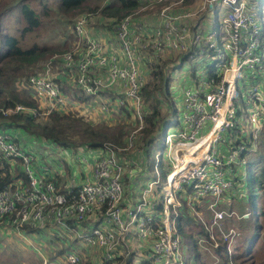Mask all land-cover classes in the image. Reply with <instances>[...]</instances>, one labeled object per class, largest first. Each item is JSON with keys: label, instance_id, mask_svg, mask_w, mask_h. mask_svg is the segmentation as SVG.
<instances>
[{"label": "built area", "instance_id": "2783aa9c", "mask_svg": "<svg viewBox=\"0 0 264 264\" xmlns=\"http://www.w3.org/2000/svg\"><path fill=\"white\" fill-rule=\"evenodd\" d=\"M154 1L163 5L158 12L160 22L151 27L130 25L133 21L129 23L127 15L116 25L115 36L106 30L104 39L87 32L88 16L82 15L73 26V33L83 43L82 50L65 65L71 74L69 81L87 97L82 110L91 106V114L96 106V114L108 115L130 101L138 119L135 133L145 113L139 89L146 81L143 56L139 57L135 40L150 36L146 47L155 61L164 52H172L174 64L181 56L191 60L209 55L204 65H210L211 71H204L194 85L182 89L181 121L176 131L164 132L166 151L153 153L157 174L159 162L165 169L158 190V177L125 189L122 173L130 175L133 167L121 159L119 151L132 146L133 132L121 147L106 143L102 154L88 150L78 155L76 159L88 171L76 182L73 177L44 170L36 155L0 131V155L9 160L18 157L27 178L26 183L18 179L12 190H0V228L22 236L26 226L48 225L75 234L80 244V248L69 246L55 256L41 254L38 264H83L96 251L98 264H111L114 258L129 253L132 246L135 251L147 250L153 264H186L171 219V210L175 211L182 200L191 211L196 212L195 203H199L210 213L209 220H201L211 238L214 224L227 245L236 234L233 228L223 230L221 226L220 221L232 211L220 207L219 199L230 188L236 167L246 165V152H254L256 141L264 140V86L259 88L253 82L255 70L264 66L261 10L254 8L253 0H202L195 12L183 7L184 0ZM172 6L183 9L171 10ZM211 10L212 22L203 29L202 15L192 17ZM218 11H222L220 17ZM244 80L249 82L245 84ZM28 85L47 112L68 102L58 82L46 72L31 76ZM107 90L114 95L105 94ZM240 108L251 125L247 135L241 137ZM258 133L262 134L259 138ZM54 172L61 177L60 184L64 181L65 191L57 185Z\"/></svg>", "mask_w": 264, "mask_h": 264}, {"label": "trees", "instance_id": "16d2710c", "mask_svg": "<svg viewBox=\"0 0 264 264\" xmlns=\"http://www.w3.org/2000/svg\"><path fill=\"white\" fill-rule=\"evenodd\" d=\"M27 1L28 0H0V131L8 133L17 143L19 138L21 139L20 134L22 133L26 138L32 141L57 144L64 150L67 148L80 150L76 157L82 155V153L85 154L88 150H93L95 152L99 151V154H102L104 152L102 145L106 143H111L118 147L123 146L126 141V136L130 132L128 128H126L127 125L124 122H87L83 118L85 115L81 113V111H83L81 108L82 104L87 101V97L81 95L79 90L71 91L68 86L62 84L56 76L50 77L58 82L60 92L62 91V95L67 98L68 102L61 108L55 107L50 109L46 113V117L43 121L38 120L33 115V112H23L19 110L6 117L2 116L3 114H1V112L5 109L14 108L19 104L28 106L32 108V110L36 108L34 102L36 99H30L29 93L32 92V89L28 85V79L31 76L41 75L43 73V68H39V73L34 72L36 64L50 56L52 52L57 51L53 50L54 48L51 49L44 45L42 47L37 45L24 46L21 44L20 38L39 27V19L41 16L49 17L51 11H56V14L69 24L75 16H81L87 13L97 14L96 17L100 16L103 19H107L109 23L108 30L111 31V35L114 37L116 25L121 22L124 17L138 9L140 6L139 0H56L54 10L49 7L51 6L50 4L48 5V3L45 4L38 0L36 3L41 4L39 13L33 9L32 2L29 4ZM191 1L193 0H184V4L190 3ZM258 10L260 11V5ZM9 25H12L13 29L9 28ZM262 25L264 27L263 23ZM90 32L95 37H100L101 39H104L106 35V31H101L100 29H90ZM107 42L108 41L105 40L104 44L106 45ZM184 59L185 57L182 58L181 56L179 63L175 64V66H173L174 64L171 65L170 69L173 70V68L180 67ZM54 62L55 60H52L50 65ZM56 65L59 67L60 72L70 73L64 62L58 61ZM156 66L157 70H150L149 72L145 71L146 67L143 69L146 79L151 77V81L146 80V83L144 82L139 89L142 108H145V113L142 114L141 127L134 133L132 141V147H134V145H136L135 141L138 138L139 145L136 146V149H133L137 151L138 157L141 156L140 161L146 162L147 167H153L155 161L153 155L154 148L152 147L157 141L159 130L162 127L164 132L168 130V123L165 121L166 116L160 114L158 111L159 98L164 101L168 99L170 104L174 103L172 99L173 95L172 93L170 94V90L173 88V75L171 72L174 70H170L171 72L169 74H163L161 67H159V65ZM202 67L203 71H211L210 65H204ZM68 73L64 75H68ZM18 76L24 77L22 78L24 82L22 84L25 88L20 92L16 91L13 86ZM64 82L71 83L69 80H65ZM107 92L114 95V93L109 92V90L104 93L106 94ZM144 103H147V105L145 106ZM124 107H126V109ZM111 113L117 115L125 114L123 118L127 116L128 119L130 118L132 121L137 119L130 101H125L124 106L111 111L108 115ZM137 125L138 119L135 122L136 128ZM161 125L162 127L160 128ZM137 131L138 136L136 134ZM24 146L25 144L23 142L22 147L28 150L27 146ZM132 159H134L133 156ZM42 163L43 165L45 164V162ZM19 165L20 159L18 157H11L9 160L0 155V190L6 188H10L11 190L14 189L18 179H20L22 183H26L27 178ZM132 166L134 165L132 164ZM257 166H254L253 169L248 167L247 172L246 170L244 172L246 174L247 193L245 200H248V206L239 208V204L233 200L242 201L238 199L230 200L233 194L232 192L229 194L230 197L226 198L225 194L228 193L230 188H228L226 193H223L219 199V205L220 202L227 201V204L223 206L225 210L232 211V214L228 216L225 215L221 220L223 227H225L223 230H227L228 227H232L234 230L236 229V234L228 245L227 240L220 235L216 228L213 230L214 238L209 236V231L204 227L205 225L201 220V218L205 219L206 215L202 213V208L199 206V203H195L196 212L188 208L185 200H182V204L179 205L175 211L171 210L172 225L174 232L178 234L180 238L181 253L185 245L189 247L191 252L190 259L188 261L184 259L186 264H194L192 259L195 260L197 264H254L252 249L257 234L262 229L259 216L264 218V201L259 195L264 187V180L258 177L256 172ZM47 167L49 166L47 165ZM157 170H164L165 172L164 165H162L161 162L157 164ZM47 171L50 172V170ZM53 175L56 176L58 180L57 185L59 188L65 191L64 183L62 182L60 184L59 182V175L56 174V172H54ZM234 176L236 180L240 179L238 174L235 173ZM234 183L235 181L233 180L232 184L234 185ZM73 188L74 186L71 187V189ZM156 190H158V187H156ZM243 213H246V215L244 216ZM247 218H251L252 221H247ZM238 222L241 225L240 227L234 224ZM248 228H253L256 232V235L251 238L249 237L250 239L246 236L249 235ZM25 230L29 231L31 228L26 226ZM213 240L216 241L215 245H213ZM245 240L247 241L246 244H244ZM63 250L64 248H61L51 255H58V253ZM131 255L132 253L130 252L125 258L127 259L125 264L126 262L129 264ZM116 260L117 257L112 260L111 264ZM149 263L153 264L151 260ZM83 264H89V261L85 260Z\"/></svg>", "mask_w": 264, "mask_h": 264}, {"label": "rangeland", "instance_id": "374dc122", "mask_svg": "<svg viewBox=\"0 0 264 264\" xmlns=\"http://www.w3.org/2000/svg\"><path fill=\"white\" fill-rule=\"evenodd\" d=\"M38 0H28L27 2L30 4L32 2L33 9L39 13L41 4H37ZM42 3H45L49 6L52 10H54L55 6V1L56 0H40ZM253 5L255 9L259 8L260 5V10H261V18H262V23L264 24V0H253ZM140 6L138 9L133 11L128 18V21L130 23V20L133 21V24L130 25H136V24H144L147 25L148 27L153 26L152 23H147L143 20H140L141 17L145 16L146 14L149 15H154L160 11V9L163 7L161 3H157L154 0H139ZM202 0H193L190 3L184 4L183 7L186 8V10H189L190 12H195L197 8H199ZM183 8L180 6H172L171 10H177L181 11ZM202 12V11H201ZM197 12L192 18H198L202 13V25L201 28L207 29L209 27V22L211 21L213 17V10L211 11H204V12ZM200 14V15H199ZM87 15V20L85 21L86 23V29L89 34H91L90 29H100L101 31H106L108 30V21L107 19H103L102 17H96L97 14H85ZM222 15V11H218V17ZM82 16V15H81ZM80 15L75 16L74 19L67 24L65 20L60 17L59 15L56 14V11H51L50 16L46 17H40V25L38 28L34 29L27 35H23L21 39V44L24 46H31V45H37L39 47L47 46L50 47L53 50H56L57 52H52V54L45 59L41 60V62L37 63L35 66V73H39V68H43V73L46 72L47 75L49 76H56L58 80L64 84L65 86H68V88L72 90H78L76 86L71 83H65V80L71 79V74L68 72H60L59 67L56 65V62L62 61V62H68L69 63L73 60L74 56L77 55L81 50H82V45L83 43L77 39L75 34L73 33V26L74 23L77 21L78 18L81 17ZM191 20H188V23H190ZM157 24V23H156ZM155 25V24H154ZM146 26V29L148 30ZM9 28L13 29L12 25H9ZM110 31V30H109ZM111 34V31H110ZM143 37V36H142ZM146 40L150 41V36L148 37H143L141 39V36L139 39L135 40V43L138 44V50H139V57L143 56V63H142V68H145L146 72H149L150 70H157V66L161 67L163 70V74L165 73H172L173 78H172V87L170 90V94L172 93V99L174 101L173 104L169 103V100H163L159 98V104H158V111L160 114H164L165 121L168 123V133L176 131L178 128L179 122L181 121L182 117V89L186 88L187 86L194 85L196 83L197 79L201 78L202 73L204 72L202 69L204 66L205 62L209 61V55H204V56H196L193 59H184L182 61V64L180 67L173 68V70L170 69V66L174 64L175 58L172 56V52H164L161 55V58L159 61L153 60V58L150 56L148 53V49L146 47ZM153 42V41H151ZM56 47V48H55ZM69 55V58L67 61H65L63 58L64 56ZM74 55V56H73ZM180 58V57H179ZM52 60H55L54 63L50 65V62ZM148 60V61H147ZM178 61V60H177ZM167 62V64H166ZM169 64V66H168ZM264 64V63H263ZM175 66V64L173 65ZM171 70V71H170ZM94 70H92L90 73L93 74ZM42 73V74H43ZM60 73V74H59ZM65 73H68L69 75H64ZM70 76V78H69ZM22 76L16 77L15 83H13L14 88L16 91H21L22 89L25 88L22 83H24L22 80ZM146 79V77H145ZM72 80V79H71ZM70 80V81H71ZM147 81H151V77H148L146 79ZM249 80H244V83H248ZM253 82L257 83L258 87L261 88L264 86V66L260 69L255 70V76L253 78ZM146 83V82H145ZM238 87L240 92L242 93L243 87L241 82L238 83ZM30 99L34 100L36 98L33 97L32 93L30 92ZM37 100V101H36ZM34 100L36 104L35 110H32V108H29L28 106L24 105H17L14 108L10 109H5L4 111L1 112L3 114L2 116L6 117L8 115H11L13 112H17L19 110L23 112H33V115L38 119V120H44L46 117L47 110L45 108V105L41 103L38 99ZM169 103V105H168ZM146 106L147 103H144ZM91 106H89L90 108ZM87 107L81 111L85 116L83 118L87 122H97V121H107L106 123H115V122H124L130 131L128 135L126 136V139L129 137L130 133L133 132L136 128L135 122L137 119L132 121L130 118L126 116V118H123V114L117 115V114H112L110 115H105V114H96L97 108L94 106L92 109L93 114H90L88 111ZM240 112V117L238 119V124L240 128L239 131V136H245L247 135L248 131L251 130V125L246 121L245 113L242 108L239 109ZM89 113V114H88ZM162 125L160 126V128ZM163 128V127H162ZM160 129L158 134H157V141L154 143L153 147L154 152L163 150V152L166 151L167 146L164 145L163 142V134L164 130ZM137 136H138V131H137ZM223 134V133H222ZM262 134L258 133V138L261 137ZM21 139L19 138L18 143L22 145L24 142L25 146H27V151L30 153L36 155L37 161L40 163L45 162V164L42 166L43 169H47L50 171H57L59 172L60 176L64 178L68 177H73V178H78L79 181H81L82 176L87 174L88 167L85 166L80 160L76 159V155L79 154L80 150H76L73 148H67L63 149L60 145L57 144H47L46 142H36L29 140L28 138L25 137L22 133L20 134ZM130 138V137H129ZM133 141V138H132ZM134 147H130L129 149L125 151H119V155L121 159L124 161H129L131 164H134L133 162L135 161L138 163V161L141 159V156L138 157V153L136 150V146L139 145L138 138L135 141ZM255 150L254 152H249L245 154L246 156V167L244 166H238L236 167L237 169V174L240 177V179H233L235 181L234 185L231 184L230 190L228 193L225 194L226 198L230 197V192L233 194L231 195V199H238L241 200L242 202H239L237 200H233L239 204V208L242 206H248V200H245L247 197L246 193V179L245 176L246 174L244 173L245 170L247 172L248 167L250 169H253L254 166H257L256 172L258 174V177L261 180H264V140L256 141ZM24 146V147H25ZM134 148V149H133ZM151 148V147H150ZM218 149H221V146L219 144ZM48 155L54 156L55 161H51L50 159L47 158ZM133 156L134 161H131V157ZM130 159V160H129ZM79 164L81 166H79ZM47 165L49 167H47ZM40 166V165H39ZM83 168L82 171L84 173L79 172V168ZM137 172H133L130 174L131 178L133 180L132 183H129L128 187L133 188L137 186L138 184H145L148 179H156L158 177L159 182L156 183L157 187H160V184L163 182V171H159L157 174L156 170L154 167L146 166V162L143 161V165L140 167L137 165ZM124 175L125 172L123 171L122 173V179L123 183L126 182L124 181ZM264 185V184H263ZM126 189V188H125ZM260 197L264 201V187L260 191ZM137 195H135V198ZM245 202V203H244ZM227 201L220 202V207H224L223 205H226ZM225 209V207H224ZM202 213L206 215V219L210 218V213L205 212L202 210ZM232 214V213H231ZM236 215V213H235ZM259 222L262 223V229L261 231L257 234V238L254 242L252 253H253V261L254 264H264V218L262 216H259ZM207 221V220H206ZM247 221L251 222V218H247ZM221 222V221H220ZM219 223V222H218ZM237 227H240V223H234ZM3 225V224H2ZM48 225H43L41 227H34L31 228V230L26 231L22 230L20 235H17L14 231H10L9 229L6 228H0V264H38V261L40 260V255H44L45 257H51L53 252H57L61 248H67L69 246H75L79 245V242H76L78 239L75 234L73 233H64L62 230H59L58 228H52V227H47ZM221 226L223 227V223L221 222ZM213 228H216L215 224L213 225ZM225 227H223L224 229ZM229 228V227H228ZM232 228V227H231ZM84 229H82L83 232ZM214 229H212L213 232ZM236 230V229H235ZM242 230V229H241ZM249 230V235H246L247 238H251L252 236L256 235V232L253 228H248ZM240 232V230H239ZM214 233V232H213ZM242 234V233H241ZM234 237V236H233ZM246 238V237H245ZM246 238V240H247ZM249 238V239H250ZM244 241V244L247 243V241ZM216 242L213 240V245ZM231 246V244H230ZM80 248V247H79ZM135 247L132 246V250L130 249L129 253L131 252V258L129 264H150L151 258L148 257L147 255V250L144 251H135ZM134 250V251H133ZM20 252V253H19ZM124 254L120 257H117V260L114 261L112 264H125V259L128 254ZM182 255L183 258L188 261L190 259V249L185 245L182 248ZM256 257V258H255ZM194 264H197L195 260H193ZM90 263V261H89ZM128 264V262H126ZM192 264V263H191ZM208 264V263H206Z\"/></svg>", "mask_w": 264, "mask_h": 264}, {"label": "crops", "instance_id": "0c3cea01", "mask_svg": "<svg viewBox=\"0 0 264 264\" xmlns=\"http://www.w3.org/2000/svg\"><path fill=\"white\" fill-rule=\"evenodd\" d=\"M203 14V13H202ZM201 14V15H202ZM140 20H143L144 22H145V24H147V23H152V24H156V23H158V22H160L162 19L160 18V16L158 15V13H156V14H154L153 16L152 15H149V14H146L145 16H143V17H141L140 18ZM200 20H201V18H200ZM212 21H210L209 22V24L211 23ZM92 115H96V114H93V113H91ZM47 145V144H46ZM50 158V160H52V159H54V156H50V155H48L47 156V158ZM48 158V159H49ZM131 159V161H134V159H132V157L130 158ZM134 164V166H132L134 169H132L131 168V171H130V174L131 173H133V172H137V170L139 169V168H136V166L137 165H139L140 167L143 165V162L142 161H138V163H136L135 161L133 162ZM132 165V164H131ZM81 169H79V172L81 173ZM81 174H83L84 175V173H83V171H82V173ZM83 177V176H82ZM61 178V177H60ZM131 178V176L130 175H125L124 176V179H125V182H126V185H125V187H126V189L128 188V189H130L129 187H128V185H129V183H131L133 180L132 179H130ZM75 180H76V182H79V180H78V178H76L75 177ZM62 182L64 183V181L62 180ZM141 185H143L142 183H141ZM76 242H78L77 240H76ZM80 245V244H79ZM79 245H75V246H77V247H80ZM97 252V253H96ZM96 252H93L91 255H89L88 257H87V259H86V261H90V262H94V263H96V264H98L99 263V254H98V251H96Z\"/></svg>", "mask_w": 264, "mask_h": 264}, {"label": "clouds", "instance_id": "9594fccd", "mask_svg": "<svg viewBox=\"0 0 264 264\" xmlns=\"http://www.w3.org/2000/svg\"><path fill=\"white\" fill-rule=\"evenodd\" d=\"M244 167H246V165L244 166ZM224 209V208H223ZM225 210V209H224ZM232 213V212H231ZM243 215L245 216L246 215V213H243Z\"/></svg>", "mask_w": 264, "mask_h": 264}, {"label": "water", "instance_id": "95a60500", "mask_svg": "<svg viewBox=\"0 0 264 264\" xmlns=\"http://www.w3.org/2000/svg\"><path fill=\"white\" fill-rule=\"evenodd\" d=\"M180 65V64H179ZM132 169H134V168H132Z\"/></svg>", "mask_w": 264, "mask_h": 264}]
</instances>
